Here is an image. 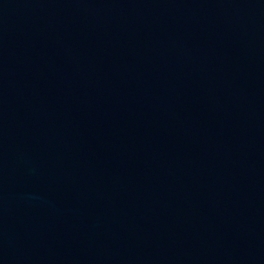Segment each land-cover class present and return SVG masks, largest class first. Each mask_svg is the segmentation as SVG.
<instances>
[{"label":"water","instance_id":"1","mask_svg":"<svg viewBox=\"0 0 264 264\" xmlns=\"http://www.w3.org/2000/svg\"><path fill=\"white\" fill-rule=\"evenodd\" d=\"M0 264H264V0H0Z\"/></svg>","mask_w":264,"mask_h":264}]
</instances>
